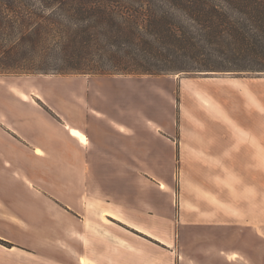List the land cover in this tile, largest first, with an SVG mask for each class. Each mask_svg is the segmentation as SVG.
<instances>
[{"label": "rangeland", "instance_id": "rangeland-1", "mask_svg": "<svg viewBox=\"0 0 264 264\" xmlns=\"http://www.w3.org/2000/svg\"><path fill=\"white\" fill-rule=\"evenodd\" d=\"M87 81L98 83L104 88L107 101L114 104L104 107L107 113L151 120L147 125V134L154 132L150 128L153 122L164 127L165 122L170 120L168 128L162 129V132L170 135L169 141L181 138L182 143L178 145L182 148L168 146L167 142L160 141L156 136L162 169L97 171L107 186L97 187L89 184L81 187L82 192L79 186L77 190L74 189L73 176L68 178L65 171L52 167L43 168L42 165L41 168H27L24 160L18 162L17 159L18 166L11 165L14 169L4 170L7 181H4L3 177L1 183L4 190L11 187L12 193L6 191L2 200L8 205H19L18 209L23 208L20 210L23 212L17 213H33V223L30 224H33L34 233L31 235L28 231L30 234L26 235V238L31 241L33 237L35 258L51 259L55 256L53 254L58 253L61 260L72 264L75 257H80V250L90 247L93 240L99 241L112 236L113 229L145 242L147 247L152 245L160 249L163 264H172L178 250L177 244L183 251L187 248L189 231L185 227V214L193 208V199L200 193L196 183L201 180L225 183L227 193H231L229 197L233 200L241 199V202L235 201L233 206L237 207L241 203L243 210L252 214L250 217H246L245 213L239 214L237 220L253 223L260 219L255 214L259 216L264 213V71L107 77L0 75V99L24 96L22 94L34 96L31 92H35L48 100L59 96L50 90L52 87L75 88ZM162 86L169 90L171 97L159 92ZM192 94L198 103L223 119L235 133L252 144L250 152L245 155L249 158L247 162L240 159L243 166L248 168L245 172L254 178L253 186L246 194L238 195L233 190V184L239 178L226 163L225 158L229 156L225 155L222 160L216 161L206 158L207 155L203 152L190 150L189 145L201 150L206 149L203 139L208 129V119L204 112L191 104ZM85 97L90 100L94 95L88 94ZM227 112L240 124L251 122L255 135L238 125ZM187 132L189 135L191 132L196 133L195 137L188 138L189 145L181 137V134ZM240 155L242 157V154ZM224 175L226 177H223ZM145 177L157 180L155 187L161 191L160 194H154L152 184V191L148 192V183L144 186ZM211 197L215 198L213 195ZM135 203H138V208H134ZM122 210L139 211L140 221L151 230L155 226L156 233L145 230L146 233L141 234L128 227L123 222L132 225V216L136 214L123 213ZM235 212L237 213V210ZM167 244L173 248V253L167 248ZM146 252V255L150 256L148 249ZM81 257L82 263L88 264L85 256Z\"/></svg>", "mask_w": 264, "mask_h": 264}, {"label": "crops", "instance_id": "crops-1", "mask_svg": "<svg viewBox=\"0 0 264 264\" xmlns=\"http://www.w3.org/2000/svg\"><path fill=\"white\" fill-rule=\"evenodd\" d=\"M103 89L98 83L87 81L75 88L52 87L50 90L59 96L48 100L26 94L0 99V240L4 242L0 243V264H70L61 260L58 253L53 254L55 256L51 259L35 258L33 237L31 241L26 238V235L34 233L33 224H30L33 223V213H17L23 212L20 211L23 208L18 209L19 205L3 202L2 195L6 191L12 193V189L4 190L1 179L5 177L4 181H7L4 170L14 169L11 165L18 166L17 159L18 162L24 160L27 168H41L42 165L43 168L65 171L68 178L73 176L74 189L77 190L79 186L82 192L81 187L89 184L107 186L97 171L162 169L156 136L160 141L167 142L168 146L182 148L178 145L182 143L181 138L169 141L170 135L162 132V129L168 128L170 120L165 122L164 127L153 122L150 128L154 132L147 134V125L151 120L107 113L104 107L114 104L107 101ZM168 91L163 86L159 89V92L169 95ZM88 94L94 95V98L88 100L85 97ZM191 97V104L202 110L208 119V129L203 139L206 149L201 150L188 144V138L196 136L194 132L190 135L188 132L183 133L181 137L191 151L203 152L208 159L217 161L225 155L229 156L225 158L226 163L239 178L233 184V190L238 195L246 194L253 186L254 178L245 172L248 168L243 166L240 159L247 162L249 158L245 155L250 152L252 144L235 133L223 119L198 103L193 94ZM233 119L255 135L251 122L240 124ZM88 176L89 179L86 178ZM146 182L149 193L152 184L154 194H160L161 191L155 187L157 180L145 177L144 186ZM196 184L200 193L193 199V208L185 214V227L189 231L187 248L183 251L177 244L178 250L172 264H264V213L259 216L255 214L260 219L253 223L239 221L236 219L239 214L245 213L246 217H250L252 213L243 210L241 203L237 207L233 206L235 201L241 202V199L233 200L229 197L231 193L225 189L227 184L203 180ZM134 205V208H138V203ZM122 212L136 214L132 216V225L121 221L128 227L141 234H145V230L156 233L155 226L151 230L140 221L139 211ZM111 235L99 241L93 240L90 247L80 250V257H75L72 264H83L82 255L88 264H163L160 249L152 245L147 247L145 242L113 229ZM166 246L173 253V248L168 244ZM147 249L150 256L146 255Z\"/></svg>", "mask_w": 264, "mask_h": 264}, {"label": "trees", "instance_id": "trees-1", "mask_svg": "<svg viewBox=\"0 0 264 264\" xmlns=\"http://www.w3.org/2000/svg\"><path fill=\"white\" fill-rule=\"evenodd\" d=\"M264 71V0H0V75Z\"/></svg>", "mask_w": 264, "mask_h": 264}, {"label": "bare ground", "instance_id": "bare-ground-1", "mask_svg": "<svg viewBox=\"0 0 264 264\" xmlns=\"http://www.w3.org/2000/svg\"><path fill=\"white\" fill-rule=\"evenodd\" d=\"M31 94H33L36 97H40L41 98V94H38V93H35V92H31ZM205 104H207V103H205ZM80 137L83 138L81 135H80Z\"/></svg>", "mask_w": 264, "mask_h": 264}, {"label": "water", "instance_id": "water-1", "mask_svg": "<svg viewBox=\"0 0 264 264\" xmlns=\"http://www.w3.org/2000/svg\"><path fill=\"white\" fill-rule=\"evenodd\" d=\"M206 73H208V72H206ZM226 73V72H225Z\"/></svg>", "mask_w": 264, "mask_h": 264}]
</instances>
